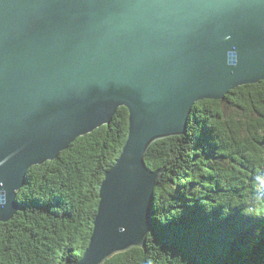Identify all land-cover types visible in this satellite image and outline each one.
<instances>
[{"label":"water","instance_id":"water-1","mask_svg":"<svg viewBox=\"0 0 264 264\" xmlns=\"http://www.w3.org/2000/svg\"><path fill=\"white\" fill-rule=\"evenodd\" d=\"M264 80V0H0V222L32 166L129 111L88 248L104 264L145 247L162 170L145 156L184 135L193 106Z\"/></svg>","mask_w":264,"mask_h":264},{"label":"trees","instance_id":"trees-1","mask_svg":"<svg viewBox=\"0 0 264 264\" xmlns=\"http://www.w3.org/2000/svg\"><path fill=\"white\" fill-rule=\"evenodd\" d=\"M128 127L120 107L110 124L29 169L17 195L24 209L0 222V264L79 262ZM145 162L164 170L151 202L154 229L145 247L104 264H264V81L196 102L187 132L154 142Z\"/></svg>","mask_w":264,"mask_h":264},{"label":"bare ground","instance_id":"bare-ground-1","mask_svg":"<svg viewBox=\"0 0 264 264\" xmlns=\"http://www.w3.org/2000/svg\"><path fill=\"white\" fill-rule=\"evenodd\" d=\"M261 81H264V80H261ZM259 82H260V81H259ZM186 132H187V131H186ZM155 154H156V153H155ZM152 200H153V198H152ZM150 217H151V206H150ZM150 219H151V218H150ZM151 221H152V220H151ZM153 221H154V220H153ZM153 221H152V222H153ZM153 224H154V222H153ZM130 249H131V248H130ZM25 255H26V254H25ZM25 255H24V256H25ZM32 260H33V259H32Z\"/></svg>","mask_w":264,"mask_h":264},{"label":"rangeland","instance_id":"rangeland-1","mask_svg":"<svg viewBox=\"0 0 264 264\" xmlns=\"http://www.w3.org/2000/svg\"><path fill=\"white\" fill-rule=\"evenodd\" d=\"M164 171L162 172V175H163ZM162 177V176H161Z\"/></svg>","mask_w":264,"mask_h":264}]
</instances>
